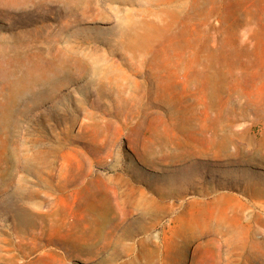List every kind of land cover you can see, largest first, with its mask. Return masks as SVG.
<instances>
[{
	"label": "rangeland",
	"instance_id": "1",
	"mask_svg": "<svg viewBox=\"0 0 264 264\" xmlns=\"http://www.w3.org/2000/svg\"><path fill=\"white\" fill-rule=\"evenodd\" d=\"M149 259L264 264V0H0V264Z\"/></svg>",
	"mask_w": 264,
	"mask_h": 264
},
{
	"label": "bare ground",
	"instance_id": "2",
	"mask_svg": "<svg viewBox=\"0 0 264 264\" xmlns=\"http://www.w3.org/2000/svg\"><path fill=\"white\" fill-rule=\"evenodd\" d=\"M137 201H135V205H137ZM153 226L150 227H139L136 230H132L131 233H135L139 230L146 229L150 230ZM156 236L149 234L147 236L140 237L139 239L135 240L133 243L130 244L128 248H117L116 253L117 255L121 256L127 254L132 260H137L140 256L145 255L146 253H152L155 256V252L159 253L158 241L155 240ZM225 244H229L227 241H224ZM231 246L234 245L230 242ZM236 247V246H235ZM130 252L134 253V256H130ZM157 259V258H156ZM150 264H159V262L149 259ZM114 264H117L116 262ZM122 264H126V262H122ZM139 264V263H138Z\"/></svg>",
	"mask_w": 264,
	"mask_h": 264
},
{
	"label": "crops",
	"instance_id": "3",
	"mask_svg": "<svg viewBox=\"0 0 264 264\" xmlns=\"http://www.w3.org/2000/svg\"><path fill=\"white\" fill-rule=\"evenodd\" d=\"M224 241H227L228 243L233 242V237L232 236H227Z\"/></svg>",
	"mask_w": 264,
	"mask_h": 264
}]
</instances>
